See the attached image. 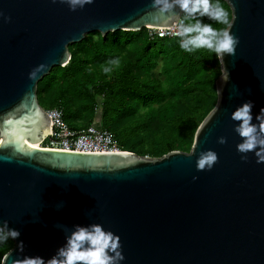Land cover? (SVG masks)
Segmentation results:
<instances>
[{
	"label": "water",
	"instance_id": "1",
	"mask_svg": "<svg viewBox=\"0 0 264 264\" xmlns=\"http://www.w3.org/2000/svg\"><path fill=\"white\" fill-rule=\"evenodd\" d=\"M224 1L239 44L219 57L217 103L189 152L149 157L36 146L51 130L38 84L89 33L171 26L184 13L155 18L152 0H93L75 11L61 0H0L11 17H0V223L20 232L2 264L47 260L75 224L91 223L120 236L121 264H264V162L252 152L241 159L231 118L244 101H254V122L264 107V0ZM207 149L218 161L198 170Z\"/></svg>",
	"mask_w": 264,
	"mask_h": 264
},
{
	"label": "trees",
	"instance_id": "2",
	"mask_svg": "<svg viewBox=\"0 0 264 264\" xmlns=\"http://www.w3.org/2000/svg\"><path fill=\"white\" fill-rule=\"evenodd\" d=\"M220 3L232 18L227 2ZM202 19L214 28L228 27ZM178 40H151L147 28L89 33L69 46L72 57L66 66H56L39 82V102L44 109H62L75 130L92 125L100 110L101 127L112 131L126 151L151 157L189 152L198 127L217 103L221 66L214 52H187ZM138 137L149 145L130 143ZM13 247L11 238L0 243V264Z\"/></svg>",
	"mask_w": 264,
	"mask_h": 264
},
{
	"label": "clouds",
	"instance_id": "3",
	"mask_svg": "<svg viewBox=\"0 0 264 264\" xmlns=\"http://www.w3.org/2000/svg\"><path fill=\"white\" fill-rule=\"evenodd\" d=\"M61 2L75 11L93 3V0H61ZM152 7L155 9V18H160L165 13H169L167 17L174 16L178 8L179 12L185 14L186 21H194L182 23L173 33L174 36L179 37V47L184 51L194 52L204 48L221 58L226 54H235L239 37L230 31L232 19L220 0H152ZM0 17H3L5 22L11 19L3 11H0ZM204 17L229 27L214 28L211 23L203 21ZM43 67L44 65L41 64L30 71L29 78L35 79ZM228 79L229 72L225 77L226 81ZM253 106L252 100L242 102L232 111L231 118L238 122L234 125V130L242 138L237 144V150L242 153L241 159L247 160V154L252 152L259 163L264 162V107L255 114L256 122H254ZM218 142L226 143L227 138L220 136ZM217 161L218 153L215 150H201L196 159V168L210 170ZM62 206L63 204H60L57 207ZM19 236V230L10 227L7 220L0 223V243ZM20 245L23 250V242ZM124 259L120 236L106 229L101 223H91L75 224L70 233H66L65 243L47 260L40 257L29 258L26 264H121Z\"/></svg>",
	"mask_w": 264,
	"mask_h": 264
},
{
	"label": "built area",
	"instance_id": "4",
	"mask_svg": "<svg viewBox=\"0 0 264 264\" xmlns=\"http://www.w3.org/2000/svg\"><path fill=\"white\" fill-rule=\"evenodd\" d=\"M182 23L186 22L181 16L171 26L149 27L147 28L149 38L151 40L179 38L174 36L173 33L178 30ZM45 110L51 121V130L39 146L83 153L122 151L116 135L112 131L102 128L97 121L87 128L75 130L64 120L62 109L52 108Z\"/></svg>",
	"mask_w": 264,
	"mask_h": 264
},
{
	"label": "rangeland",
	"instance_id": "5",
	"mask_svg": "<svg viewBox=\"0 0 264 264\" xmlns=\"http://www.w3.org/2000/svg\"><path fill=\"white\" fill-rule=\"evenodd\" d=\"M99 102H100V101H99ZM94 118H95L97 121H99V122L101 121V111H100V110H97V111L95 112ZM130 143H131V144H136V145L139 146V147H147V146L149 145V141H148V140L143 141V140L141 139V137H138V138H134V139H132ZM121 149H122V151H124V146L121 145ZM131 152H134V153L138 154V151H137V150H134V151H131ZM139 155H141V154H139ZM142 156H143V155H142ZM146 156H149V155H146ZM149 157H151V156H149ZM2 262H3V259H2V261H1V264H2Z\"/></svg>",
	"mask_w": 264,
	"mask_h": 264
},
{
	"label": "crops",
	"instance_id": "6",
	"mask_svg": "<svg viewBox=\"0 0 264 264\" xmlns=\"http://www.w3.org/2000/svg\"><path fill=\"white\" fill-rule=\"evenodd\" d=\"M95 121H97V120H95ZM97 122H98V123H100L101 121H100V122H99V121H97ZM100 125H101V124H100Z\"/></svg>",
	"mask_w": 264,
	"mask_h": 264
},
{
	"label": "bare ground",
	"instance_id": "7",
	"mask_svg": "<svg viewBox=\"0 0 264 264\" xmlns=\"http://www.w3.org/2000/svg\"><path fill=\"white\" fill-rule=\"evenodd\" d=\"M36 146H39V144H37Z\"/></svg>",
	"mask_w": 264,
	"mask_h": 264
}]
</instances>
